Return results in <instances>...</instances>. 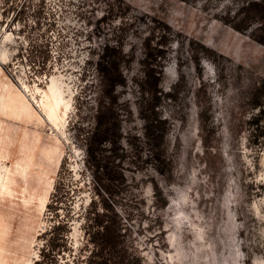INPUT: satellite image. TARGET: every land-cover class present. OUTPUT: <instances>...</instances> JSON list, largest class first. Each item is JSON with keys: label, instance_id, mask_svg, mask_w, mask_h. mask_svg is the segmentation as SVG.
I'll use <instances>...</instances> for the list:
<instances>
[{"label": "rangeland", "instance_id": "1", "mask_svg": "<svg viewBox=\"0 0 264 264\" xmlns=\"http://www.w3.org/2000/svg\"><path fill=\"white\" fill-rule=\"evenodd\" d=\"M246 1L0 0V70L28 96L57 84L71 101L63 131L0 112V264H264V44L251 37L264 18L244 31L223 21ZM148 38L164 55L145 59ZM105 43L125 79L113 103L125 155L107 160L108 189L85 150ZM145 60L159 75L164 173L147 157ZM101 224L115 239L102 250Z\"/></svg>", "mask_w": 264, "mask_h": 264}, {"label": "trees", "instance_id": "2", "mask_svg": "<svg viewBox=\"0 0 264 264\" xmlns=\"http://www.w3.org/2000/svg\"><path fill=\"white\" fill-rule=\"evenodd\" d=\"M241 7L243 9L242 16H237L233 20H223L236 30L244 31L250 24L249 21H252L251 19L253 18L251 17H253V13H257L260 18H264V0H247L246 4H243ZM170 33L169 27L165 26V30L161 34L162 39L158 43L165 42L166 37ZM251 37L264 44V35L251 34ZM149 39L145 41V59L153 55L152 51L154 49H157L156 56L164 55V48L156 45L151 46ZM203 50L204 52L208 51L205 48ZM116 51L115 47H111L105 43L102 51L98 54L96 69L101 79L102 98L98 102L95 121L85 141L87 165L91 170L94 180L97 183L103 184L105 189H108L107 186L110 180H112L111 170L107 162L112 157H118V162L116 163L121 166L120 160L125 155V151L120 143L122 135L120 131L121 126L117 114L113 109V103L116 101V86L125 82L119 68ZM145 64V81L148 83L147 89L150 91V95H143L140 111L144 118L143 127L145 143L148 149L147 157L159 173H164L169 169L170 158L167 154L166 146V120L159 117L155 108L159 98L158 91H161L157 86L159 75L156 74V70L149 67V61L145 60ZM118 172L123 179L122 172ZM93 219L96 224L102 223L99 213L94 212ZM93 239L99 245L100 250L115 245V239L111 234L109 224H101L100 229H94ZM53 259L49 257L51 263Z\"/></svg>", "mask_w": 264, "mask_h": 264}, {"label": "bare ground", "instance_id": "3", "mask_svg": "<svg viewBox=\"0 0 264 264\" xmlns=\"http://www.w3.org/2000/svg\"><path fill=\"white\" fill-rule=\"evenodd\" d=\"M9 36L10 34L6 35V38H9ZM210 47L217 50L219 49L217 46L213 45ZM3 58L5 59L6 57L3 55ZM25 91L15 86L8 80L4 72L0 70V94H5V97L0 101V112L8 117H25L29 120H31L35 114H38L37 117L42 119V121H47L51 127L61 131L62 128L65 127L67 121L68 113L71 108V101L65 98L59 85L53 84L48 90L33 91L31 96H28ZM7 172L8 166L0 160V193L5 183ZM42 230V223H40L37 231L40 232Z\"/></svg>", "mask_w": 264, "mask_h": 264}, {"label": "crops", "instance_id": "4", "mask_svg": "<svg viewBox=\"0 0 264 264\" xmlns=\"http://www.w3.org/2000/svg\"><path fill=\"white\" fill-rule=\"evenodd\" d=\"M0 160L3 161L4 159L0 158ZM3 162H4V161H3ZM8 171H9V169H8ZM7 174H8V172H7ZM6 177H7V176H6ZM6 180H7V178H6ZM6 180H5V183H4L5 186H7V181H6ZM3 188H4V185H3Z\"/></svg>", "mask_w": 264, "mask_h": 264}]
</instances>
